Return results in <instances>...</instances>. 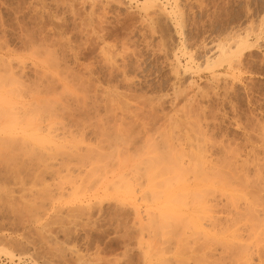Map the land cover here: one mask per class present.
<instances>
[{"label":"rangeland","instance_id":"374dc122","mask_svg":"<svg viewBox=\"0 0 264 264\" xmlns=\"http://www.w3.org/2000/svg\"><path fill=\"white\" fill-rule=\"evenodd\" d=\"M158 2L179 10L176 21L141 0H0V95L9 102L0 101V137L18 136L0 139V264H264V0ZM247 27L257 33L236 54L240 64L221 65L217 43ZM29 39L54 44L70 82L39 76ZM11 65L26 66L14 69L19 80ZM44 84L47 93L34 94ZM34 99L39 106L15 117ZM5 106L24 118L9 135ZM185 160L198 171L185 172ZM203 169L222 183L203 180ZM233 170L263 191L252 196L247 175ZM194 194L201 202L191 207Z\"/></svg>","mask_w":264,"mask_h":264},{"label":"bare ground","instance_id":"6f19581e","mask_svg":"<svg viewBox=\"0 0 264 264\" xmlns=\"http://www.w3.org/2000/svg\"><path fill=\"white\" fill-rule=\"evenodd\" d=\"M119 1H120V0H100L101 3H102V2H105V3H106V2H108V3L116 2L117 4H118ZM134 1H135V0H134ZM141 1H142L143 5L145 4V5L149 6V7L156 8V9L159 8V9H157V10H158V11L160 10V11H159L160 13H162V11H163V13L166 15V17H167L168 20H169V19H172V20H173L174 18H172V17H173V16H176V15L179 14V13H178L179 10H175V9H177V8H175V9H172V8H171L170 10H167L165 7H161V6H159L160 4H162V2H158L159 0H158V1H157V0H141ZM166 1H167V0H166ZM168 1H169V0H168ZM105 3H104V4H105ZM159 3H160V4H159ZM119 4L121 5V2H120ZM165 5H166V4H165ZM175 19H176V18H175ZM175 19H174V20H175ZM175 21H176V20H175ZM169 22H170V20H169ZM177 22H178V21H177ZM179 22H180V21H179ZM260 24H261V23H260ZM60 25H61V24H60ZM173 26H174V25H173ZM179 27H180V26H179ZM261 27H262V25H261ZM261 27H260V30H261V31H259L258 33H257L256 30H255L256 27H255V29L250 28V27H247L244 31H242V32L239 31L240 33L238 32L237 34L232 35L231 37H228L226 40L218 42L217 45H216L215 47H216V51L218 52V54H219V56H220L219 63L221 64L222 61L224 60V63H227V64H228L231 68H233V69H234L238 64H240V62H239L240 59H239V58H236V56H237L236 54H240V53H239V50H240L242 47H244V48H245V47H250V45H251V35H252L253 33H255L254 35H256V33H257V37H258V39L261 38V37L263 38V36H264V33L262 32V30H263L262 28H263V27H262V28H261ZM257 28H258V27H257ZM179 29H181V27H180ZM258 30H259V28H258ZM36 31H37V30H36ZM94 31H95V30H94ZM39 32H40V31H39ZM30 33H31V32H30ZM35 35H36V34H35ZM46 36H47V35H46ZM53 37H54V36H53ZM61 37H62V36H61ZM26 38H27V37H26ZM31 38H32V37H31ZM44 38H45V37H44ZM69 38H70V37H69ZM3 39H5V38H3ZM24 39H25V38H24ZM40 39H41V38H40ZM63 39H64V38H63ZM252 39H253V38H252ZM29 40H30V39H29ZM33 40H34V39H33ZM35 40H36V39H35ZM35 40H34V41H35ZM42 40H43V39H42ZM256 40H257V39H256ZM259 40H260V39H259ZM5 41H6V40H5ZM7 41H8V40H7ZM30 41H31V47H32V45H36V44L38 45V46H34V49L32 48V49H33L32 51L30 50V51L33 52V53H31V52H29V53L34 55L33 57H35L36 61H37V62L40 64V66L42 67V69H39V68H38V70H41V71L43 70V73L38 72V74L40 73L39 76L42 74L43 80H45V79L48 80V79H49V81H51V82H49V83H50L49 85L53 84V83H52V79H55V78H56V81L58 80L57 78H63V79H65V80H68V79H69V82H70V77H71V74H72V73H70V72H71L72 70H70V72H68V71H67L68 69H67V70L65 69V70L67 71V73H66L65 71L62 70V64H61L62 59H59L60 56L58 55V56H59V58H58L57 55L55 54L57 49H56L55 51H53V49H55V47H53V49H51L52 46H53L54 44L51 45V44L49 43L48 45L43 46V45L45 44V42L48 41V40H47V41L44 42L43 45H40V46H39V44L41 43V41H40L39 44L36 43V42H32V40H30ZM36 41H38V40H36ZM53 42H54V41H53ZM56 42H57V41H56ZM42 43H43V41H42ZM57 43H58V42H57ZM3 45H4V44H3ZM3 45H2V46H3ZM5 45H6V44H5ZM5 45H4V46H5ZM29 45H30V44H29ZM49 45L51 46V48L49 47ZM59 45H60V44H59ZM0 46H1V45H0ZM55 46H56V45H55ZM6 47H7V46H6ZM29 47H30V46H29ZM61 47H62V45H61ZM65 47H66V46H65ZM57 48H58V47H57ZM66 48H67V47H66ZM244 48H242V49H244ZM0 49H1V48H0ZM2 49H3V48H2ZM10 49H11V48H10ZM245 49H246V48H245ZM245 49H244V50H245ZM8 50H9V49H8ZM10 51H11V50H10ZM10 51H9V52H10ZM14 51H15V50H13V52H14ZM178 51H180V52H181L182 54H184V55L187 54V53H188V51H187V46H185V45L183 44L181 47H179V50H178ZM15 52H17V51H15ZM67 52H68V51H67ZM242 52H243V51H242ZM65 53H66V51H65ZM57 54H58V52H57ZM187 55H189V53H188ZM191 55H192V56H191ZM176 56H177V55H176ZM176 56H175V57H176ZM189 56H190V59H188V63H191V62L194 63V62H195V58L193 57V54L190 53ZM61 57H63V56L61 55ZM1 58H2V57H1ZM66 58H67V57H66ZM177 58H178V62H179L178 65H179V67H181L180 70H182V71H180L179 69H178V70L176 69L177 78H178L180 81H181V80H185V75H186V73H185V71H186L185 66L181 65V61L179 60V57H177ZM211 58H212V57H209V56L206 57V59H207L206 63H207L208 65H210L209 63H210V61H211ZM213 58H214V57H213ZM217 58H219V57H217ZM60 60H61V61H60ZM213 60H214V59H213ZM213 60H212V61H213ZM7 61H8V60H7ZM5 62H6V61H5ZM14 62H15V61H14ZM17 63H19V62H17ZM17 63H16V64H17ZM25 63H26V62H25ZM25 63H23V64H25ZM62 63H63V62H62ZM66 63H67V62H66ZM75 63H76V62H75ZM192 63H191V64H192ZM219 63H217V64H219ZM10 64H11V63H10ZM20 64H21V63H20ZM33 64H34V63H33ZM207 64H206V65H207ZM211 64H213V63H211ZM217 64H216V65H217ZM220 64H219V65H220ZM213 65L215 66V62H214ZM213 65H211V66H213ZM221 65H222V64H221ZM228 65H227V66H228ZM11 66H12L11 68L8 67V71L11 73V74H9V76L12 75V77H14L13 75H15L14 78H16V74H17V76L19 75L20 77H22L21 75H22L24 72L21 73L20 71H21V69H23V71H24L25 68H26V66L23 65V66H22L23 68H21V69L19 68V66H18V67L16 66V67L19 68V70H20V71H18V73H17V71H14V69H17V68H13L14 65H11ZM35 66H36V65H35ZM63 66H64V65H63ZM114 66H115V65H114ZM182 66H183V67H182ZM198 66H199V64H198ZM211 66H210V67H211ZM14 67H15V66H14ZM20 67H21V65H20ZM64 67H65V66H64ZM70 67H71V66H70ZM116 67H117V66H116ZM177 67H178V66H177ZM179 67H178V68H179ZM206 67L208 68V66H206ZM215 67H216V66H215ZM217 67H218V66H217ZM12 68H13V69H12ZM94 68H95V67H94ZM112 68L114 69V67H112ZM122 69H123V68H122ZM124 69H125V68H124ZM229 69H230V68H229ZM236 69H237V68H236ZM6 70H7V69H6ZM17 70H18V69H17ZM38 70H36V71H38ZM83 70H84V69H83ZM109 70H110V69H109ZM115 70H117V69H115ZM115 70H114V71H115ZM234 70H235V69H234ZM4 71H5V70H4ZM32 71H33V70H32ZM120 71H121V70H120ZM5 72H6V71H5ZM19 72L21 73V75L19 74ZM29 72H30V71H29ZM73 72H74V71H73ZM121 72H123V71H121ZM34 73L37 74L36 72H34ZM76 73H77V72H76ZM76 73H75V74H76ZM109 73H111V72H109ZM124 73H125V72H124ZM124 73H123V74H124ZM126 73H127V72H126ZM181 73H182V74H181ZM35 74H34V75H35ZM95 74H96V73H95ZM187 74H188V73H187ZM212 74H214V73H212ZM215 74H216V73H215ZM181 75H182V76H181ZM216 75H217V74H216ZM216 75H215V77H219V76H216ZM19 76L16 78V80H19V79H18V78H20ZM25 76H26V75H25ZM27 76H28V75H27ZM72 76H73V75H72ZM128 76H129V75H128ZM220 76H221V75H220ZM28 77H29V76H28ZM110 77H111V76H110ZM10 78H11V77H10ZM14 78H12V80H13ZM31 78H32V77H31ZM31 78H30V79H31ZM35 78H36V77H35ZM39 78H40V77H39ZM50 78H51V79H50ZM122 78H123V77H122ZM126 78H127V77H126ZM129 78H130V77H129ZM21 79H22V78H21ZM33 79H34V77H33ZM89 79H91V78H89ZM89 79H88V80H89ZM119 79H120V78H119ZM14 80H15V79H14ZM14 80H13V81H14ZM35 80H36V79H35ZM46 80H45V81H46ZM59 80H60V79H59ZM59 80H58V83H61L62 81L59 82ZM61 80H62V79H61ZM88 80H87V81H88ZM127 80H128V78H127ZM20 81H21V84H22V80H20ZM56 81L54 80V82H56ZM80 81H81V80H80ZM90 81H91V80H90ZM37 82H38V80H37ZM39 82H41V81H39ZM69 82H68V84H70ZM81 82H82V81H81ZM189 82H190V81H189ZM18 83H19V82H18ZM27 83H28V82H27ZM43 83H44V82H43ZM71 83H72V82H71ZM73 83H74V82H73ZM76 83H77V81H76ZM127 83H128V82H127ZM129 83H130V82H129ZM1 84H2V83H1ZM3 84H4V83H3ZM12 84H14V83L12 82ZM16 84H17V83H16ZM21 84H20V85H21ZM41 84H42V83H41ZM190 84H191V83H190ZM31 85H32V84H31ZM31 85H30V86H31ZM37 85H38V84H37ZM45 85H46V84H44V86L41 85L43 88L40 87V86H35L36 88H39V89H36V88H35V91H36V92L34 91V92H35L34 94H38V95L40 96L42 93H47V92H41V91H43ZM61 85H62V84H61ZM70 85H71V84H70ZM86 85H88V84H86ZM116 85H117V83H116ZM2 86H3V85H2ZM21 86H22V85H21ZM25 86H26V85H25ZM30 86H29V87H30ZM47 86H48V82H47ZM63 86H66V84L64 83ZM131 86H132V85H131ZM18 87H19V86H18ZM23 87H24V86H23ZM68 87H69V86H68ZM80 87H81V86H80ZM84 87H87V86H84ZM177 87H178V86H177ZM179 87H180V86H179ZM2 88H4V87H2ZM20 88H22V87H20ZM31 88H32V87H31ZM63 88L65 89L66 87H63ZM95 88H96V87H95ZM12 89H13V88H12ZM22 89H23V88H22ZM22 89H21V91H22ZM26 89H27V88H26ZM52 89L54 90V88H52ZM52 89H51V86L46 87V90H48V91H49V90H52ZM178 89H180V88H178ZM13 90H15V89H13ZM27 90H28V89H27ZM60 90H61V89H60ZM176 90H177V89H176ZM24 91H25V90H24ZM24 91H23V92H24ZM30 91H31V90H30ZM38 91H40L41 94H40V93H37ZM44 91H45V90H44ZM55 91H56V90H54V92H55ZM63 91H64V90H63ZM174 91H175V89H174ZM181 91H182V90H181ZM15 92H16V91H15ZM15 92H13L12 94L15 95ZM23 92H22V93H23ZM61 92H62V90H61ZM183 92H184V91H183ZM19 93H20V92H19ZM19 93H18V94H19ZM22 93H20V95H21ZM32 93H33V92H32ZM48 93H49V92H48ZM52 93H53V92H52ZM3 94H4V93H2V96H3ZM9 94H10V93H9ZM24 95H25V94H24ZM38 95H37V96H38ZM179 95H180V94H179ZM182 95H183V94H182ZM6 96H7V97H5V95H4V97H5V99H4V97L1 98V95H0V101H2V100H6V98L8 99V95H6ZM22 96H23V94H22ZM37 96L35 95V97H37ZM42 96H43V95H42ZM45 96H46V95H45ZM45 96H44V97H45ZM184 96H185V95H184ZM22 98H23V97H22ZM25 98H28V96H26ZM29 98H32V96L29 97ZM33 98H34V96H33ZM33 98H32V99H33ZM38 98H39V97H38ZM27 100H28V99H27ZM37 100H38V99H36V100L34 99V100L27 101L26 103H25V102L22 103V104H24V105H21L22 107L20 106L21 108L19 107V110H17V111L15 110L16 112H15L14 110H13L14 112H12V109H14L15 107H10V109H7L6 106H5V108H6L7 110H9V111L11 110L10 113H9L6 109H5V111L9 113V115L11 116V119L14 118V116L11 114V112H12L13 114L15 113V114H14L15 117L20 116V115H21V117H25V116H26L25 114H27V113H26V112H27V109L31 108V106H33V105L35 106V105L37 104V103H36ZM40 100H43V99L40 98V99H39V102H40ZM7 102H8V100H7L5 103H4V101H2L1 103L7 105ZM34 102H35L36 104H34ZM37 102H38V101H37ZM8 103H9V102H8ZM10 103H11V102H10ZM58 103H59V102H58ZM55 104H57V103L55 102ZM39 105H42L41 102L39 103ZM39 105H36V106H39ZM7 106H8V105H7ZM11 106H13V105H11ZM28 106H29V107H28ZM44 106H45V105H44ZM84 106H85V105H84ZM17 107H18V106H17ZM8 108H9V107H8ZM33 108H35V107H33ZM33 108H31V110H34ZM37 108H38V107H37ZM1 109H2V108H1ZM0 111H1V110H0ZM39 111H40V110H39ZM6 112H4V116H5V115H8V113L6 114ZM28 112H29V111H28ZM17 113H18V114H17ZM31 113H32V111H31ZM9 115H8V117H9ZM22 115H24V116H22ZM39 115H40V114H39ZM39 115H38V116H39ZM2 116H3V115H1V117H2ZM36 116H37V115H36ZM46 116H47V115H46ZM75 116H76V115H75ZM21 117L14 118L15 120H13V121H10V120L8 121V120H6L7 118L5 117V118H6V119H5L6 121H8L9 123H11V122H12V123H11V125L9 126V128L7 129L8 132L5 133V131H4V133L7 134V135L12 134V133H15V132H16V129H17L16 125H17V124L19 125V122L21 123L22 119H24V118L21 119ZM41 117H42V113H41ZM9 118H10V117H9ZM9 118H8V119H9ZM19 118H20L21 120H20L19 122H16V120H18ZM44 118H45V117H44ZM44 118H43V119H44ZM46 118H47V117H46ZM0 119H3V117L0 118ZM34 119H35V118H34ZM38 119H39V118H38ZM41 120H42V119H41ZM2 122H3V121H2ZM8 122H7V123H8ZM22 122H23V121H22ZM45 122H48V120H47V121L45 120ZM9 123H8V124H9ZM14 123H16V124H14ZM42 123H43V121H42ZM76 123H77V122H76ZM78 123H79V121H78ZM81 123H82V122H81ZM68 124H69V123H68ZM18 125H17V126H18ZM48 125H49V124H48ZM70 125H71V124H70ZM24 126H25V124H24ZM26 126H27V124H26ZM26 126H25V127H26ZM43 126H44V125H43ZM46 127H47V126H46ZM62 127H63V126H62ZM76 127H77V126H76ZM44 128H45V126L42 127V124L40 125V122H38V124H36V129H35L36 132H35V133H40V132H42V131L44 130ZM78 129H79V128H78ZM7 130H6V131H7ZM45 130H46V129H45ZM45 130H44V131H45ZM49 130H50V129H49ZM64 130H65V129H64ZM1 131H2V130H0V132H1ZM44 131H43V132H44ZM47 131H48V130H47ZM17 132H18V131H17ZM74 132H75V131H74ZM80 132H81V131H80ZM84 132H85V131H84ZM23 133H25L24 138H25L26 136H30V137L33 138L35 141H38V142H39V141L41 140V139H39V137H37V135H35V133H33V134H32V133H29V132H28V129H26V128H23ZM47 133H48V132H47ZM50 133H51V132H50ZM66 133H67V132H66ZM68 133H69V132H68ZM78 133H79V132H78ZM20 134H21V133H20ZM60 134H61V133H60ZM75 134H76V133H75ZM80 134H81V133H80ZM34 135H35V136H34ZM50 135H51V134H50ZM10 136H11L12 138H14L16 135H15V136H14V135H10ZM13 136H14V137H13ZM4 137H5V136H4ZM11 137H10V138H11ZM73 137H74V135H73ZM7 138H9V137H7ZM7 138H3L2 136L0 137V139H3V140H4V139L6 140ZM10 138H9V139H10ZM12 138H11V139H12ZM16 138H18V136H17ZM16 138H14V139H16ZM19 138H20V137H19ZM28 138H29V137H28ZM3 140H1V141L3 142ZM21 140H22V139H21ZM1 141H0V142H1ZM41 141H42V140H41ZM45 141H46V143H49V142H47V140H45ZM45 141L43 140V143H44ZM5 142H7V141H5ZM24 142H26V141L24 140ZM21 143H22V142H21ZM28 143H29V145H31L30 142H28ZM28 143H27V144H28ZM43 143H42V145H43ZM50 143H52V142H50ZM25 144H26V143H24V146H25ZM39 144H41V143H39ZM167 144H168V143H167ZM169 145H170V144H169ZM21 146H22V145H21ZM31 146H32V145H31ZM34 146H35V145H34ZM34 146H32V147H34ZM0 147H2V146H0ZM3 147H4V146H3ZM8 147H9V146H8ZM26 147H27V146H26ZM26 147H25V148H26ZM44 147H45V146H44ZM49 147H50V146H49ZM49 147H48V148H49ZM60 147H62V146H60ZM166 147H168V146H166ZM200 147H201V146H200ZM202 147H203V146H202ZM10 148H11V147H9V150H10ZM34 148H35V147H34ZM34 148H33V150H34ZM203 148H204V147H203ZM22 149H23V148H22ZM22 149H21V150H22ZM36 149H37V148H36ZM45 149H46V147H45ZM67 149H68V147H67ZM168 149H169V148H168ZM9 150H7V151H9ZM12 150L14 151V149H12ZM15 150H16V149H15ZM24 150H25V149H24ZM37 150H38V149H37ZM62 150H64V149H62ZM65 150H66V148H65ZM65 150H64V151H65ZM5 151H6V149H5ZM22 151H23V150H22ZM26 151H27V150H26ZM41 151H42V150H41ZM64 151H63V152H64ZM66 151H67V153H68V151H70V153H71L72 150H66ZM199 151H200V150H199ZM16 152L18 153V151H16ZM31 152H32V149H31ZM203 152H204V151H203ZM10 153H11V152H10ZM19 153H20V152H19ZM45 153H47V152H45ZM64 153H66V152H64ZM197 153H199V152H197ZM42 154H43V152H42ZM61 154H62V153H61ZM13 155H14V154H13ZM237 155L240 156L238 153H237ZM237 155H235V156H237ZM248 155H249V154H248ZM66 156H67V155H66ZM69 156H70V155H69ZM188 156H189V155H188ZM185 157H186V156H185ZM62 158H63V157H62ZM64 158H65V157H64ZM192 158H193V157H192ZM196 158H197V157H196ZM246 158H247V157H246ZM248 158H249V157H248ZM248 158H247V159H248ZM187 159H188V157H187ZM240 159H241V158H240ZM188 160H189V159H188ZM193 160H194V159H193ZM183 161H184V159H183ZM196 161H197V160H196ZM196 161H194V162H196ZM199 161H200V160H199ZM201 161H203V160H201ZM246 161H247V160H246ZM253 161L256 162L255 160H253ZM188 162H189V165H186ZM188 162H187V160H185V172H186L188 169H191V167H192L191 171L194 170V169H193V166H192L193 163L191 164V163H190L191 161H188ZM192 162H193V161H192ZM248 162H249V161H248ZM196 163H197V162H196ZM242 163H243V162H242ZM244 163H245V161H244ZM249 163H250V162H249ZM252 163H253V162H252ZM181 164L184 166L183 163H181ZM181 164H180V165H181ZM237 164H238V162L236 161V164H235V165H237ZM239 164H240V163H239ZM239 164H238V165H239ZM193 165H195V164H193ZM233 165H234V164H233ZM238 165H237V167H238ZM249 165H250V164H249ZM249 165H247V167H248ZM183 166H182V167H183ZM190 166H191V167H190ZM195 166H196V165H195ZM205 166H206V165H205ZM209 166H210V165H209ZM211 166H212V165H211ZM240 166H241V165H240ZM179 167H181V166H179ZM182 167H181V168H182ZM196 167H197V166H196ZM202 167H203V163H202ZM202 167H201V168H202ZM207 167H208V166H207ZM241 167H242V166H241ZM263 167H264V166H263ZM199 168H200V167H199ZM208 168H209V167H208ZM218 168H219V167H218ZM242 168H243V167H242ZM259 168H260V167H259ZM175 169H176V168H175ZM215 169H217V167H216ZM235 169H237V168H235ZM243 169H245V168H243ZM176 170H177V169H176ZM195 170L198 171L196 168H195ZM195 170H194V171H195ZM200 170H201V169H200ZM200 170H199V171H200ZM205 170L207 171V169H205ZM239 170H240V169H239ZM239 170H238L237 172H239ZM241 170H242V169H241ZM246 170H247V169H246ZM259 170H260V169H259ZM152 171H153V170H152ZM203 171H204V169L202 170V172H200L201 174L199 173V176L203 177V180H204V178H206L207 180H205V181L207 182L208 179H214V178H212V176H211V178H209L210 176H207V175H209V174H208V173H205L206 171H204V173H203ZM209 171H210V169H209ZM234 171H236V170H233V171H232L235 175L232 174V172H231V174L234 175L235 177H237V176H238V177L241 176V177H242V180L245 179L243 175H247V176H248V177L246 176L245 181H246L247 178H248V181L250 182L249 184H251V185L247 184V183H248L247 181H246V183H244V182H243L244 180L242 181V182H243V185H244V184H247L248 186L251 187L252 185L255 186L256 183L259 182V181L257 182V180H256V183H255V185H254V182H253V181H255V180H253L252 182H251V179L249 180V178H251V177L249 176V174H250L249 171H247L249 174H243V175H241V174L239 175V174H238L237 176H236V172H234ZM177 172H178V171H177ZM207 172H208V171H207ZM210 172H211V171H210ZM240 172H242V171H240ZM247 172H246V173H247ZM259 173H260V172H259ZM261 173H262V172H261ZM261 173H260V174H261ZM213 174H215V173H213ZM216 174H217V172H216ZM260 174H258V176H259ZM153 175H154V173H153ZM206 176H207V177H206ZM260 176H261V175H260ZM262 176H263V175H262ZM213 177H214V176H213ZM241 177H239V179H240ZM215 178H216V177H215ZM223 178H224V177H223ZM223 178H222V180L224 181V179H226V178H224V179H223ZM232 178H233V177H232ZM218 179H219V178H218ZM218 179H214V180H216L215 182L218 181V182H221V183H222V181H220V179H219V180H218ZM236 179H238V178H236ZM210 181H211V180H210ZM239 181H240V180H239ZM239 181H237V182H238V183H237L236 180H235V182H236L238 185L241 183V182L239 183ZM215 182H214V183H215ZM218 182H217V183H218ZM200 183H201V182H200ZM223 183H224V182H223ZM252 183H253V184H252ZM259 183H261V182H259ZM262 183H263V182H262ZM237 184L234 185V186H237ZM241 185H242V184H241ZM260 185H261V184H260ZM260 185H258L259 188L256 189V188H255L256 186H255L254 188H255L256 190H258V189L260 190V189H262L263 186H264V185H263V186L260 187ZM239 186H240V185H239ZM253 186H252V187H253ZM169 187H170V186H169ZM197 187H198V186H197ZM200 187H201V186H200ZM245 187H246V185H245ZM252 187H251V190L253 191ZM237 188H238V186H237ZM240 188H241V187H240ZM240 188H238V189H240ZM198 189H200V188H198ZM246 189L248 190V187H246ZM255 189H254V191H253V195H252V193L249 192V190H248V191L246 190L247 193H246V191H245L246 195H245V193L243 194V196H244V195L246 196V198L244 197V199H245L244 201L247 202L248 200L251 199V196H250V199L247 200V197H249L248 194H249V195H252V196H254V197H255V195H258V194H255V195H254V193H257V192L259 191V190L256 191ZM193 190H194V187H192V186H190V185H188V184H185V192H187V195H188V194H190V195L193 194V192H194ZM202 190H203V189H202ZM241 190H242V189H241ZM251 190H250V191H251ZM263 190H264V189H263ZM263 190H260L258 193H261V191H263ZM200 191H201V190H200ZM255 191H256V192H255ZM248 192H249V193H248ZM204 193H205V192H204ZM263 194H264V193H263ZM208 195H209V194H208ZM208 195H207V196H208ZM260 195H261V194H260ZM192 196H193V195H192ZM195 196H196V195L194 194L193 198H191V203H190V201H188L189 204L191 205V207L194 206L195 202H196V204H197V202H198V203L201 202V200H200L199 198L197 199ZM210 196H211V194H210ZM211 197H212V196H211ZM254 197H252V198H254ZM257 197H258V196H257ZM212 198H213V197H212ZM259 198H260V196H259ZM171 199H172V198H171ZM196 199H197V200H196ZM210 199H211V198H210ZM210 199H209V201H210ZM218 199H219V198H218ZM257 199H258V198H257ZM220 200H221V199H220ZM235 200H236V199H235ZM252 200H253V199H252ZM236 201H238V199H237ZM236 201H235V203H236ZM239 201H241V200H239ZM188 202H187V204H188ZM207 202H208V201H207ZM248 202H249V205H250L252 201L250 200V201H248ZM262 202H263V201H262ZM210 203H211V201H210ZM238 203H239V202H238ZM241 203H242V202H241ZM239 204H240V203H239ZM185 205H186V204H185ZM190 205H189V206H190ZM197 205H198V204H197ZM210 205H212V204H210ZM236 205H237V206H236V210H239V211L242 210V208L239 209V207H240L241 205L238 206L237 203H236ZM245 205H247V204H245ZM245 205H244V207L246 208ZM262 205H263V204H262ZM199 206H200V205H199ZM216 206H217V204H216ZM216 206H215V207H216ZM242 206H243V205H242ZM242 206H241V207H242ZM248 207H249V206H247V209H248V210H245V211H248L249 214H252V212L250 211V209H249ZM255 207H256V206H255ZM167 208H169V207H166V210H169V209H170V208H169V209H167ZM199 208H200V207H199ZM210 208H211V207H210ZM210 208H209V209H210ZM237 208H238V209H237ZM250 208H251V206H250ZM171 209H172V208H171ZM192 209H193V208H192ZM197 209H198V208H197ZM243 209H244V208H243ZM198 210H199V209H198ZM170 211H171V210H170ZM193 211H195V210H193ZM234 211H235V210H234ZM234 211H233V212H234ZM242 211H243V210H242ZM242 211H240V212H241V213H244V212H245V211H244V212H242ZM164 212H165V211H164ZM196 212H197V211H196ZM236 212H237V211H236ZM240 212H239V213H240ZM250 212H251V213H250ZM261 212H262V211H261ZM165 213H166V214H169L168 212H165ZM194 213H195V212H194ZM230 213H231V211H230ZM234 213H235V212H234ZM246 213H247V212H246ZM254 213H255V212H254ZM249 214H248V215H249ZM257 214H258V213H257ZM185 215H186V213H185ZM196 215H197V214H196ZM237 215H238V213H237ZM248 215H247V216H248ZM263 215H264V214H263ZM198 216H199V214H198ZM200 216H202V214H200ZM249 216H250V215H249ZM253 216H255V215H253ZM257 216H259V215H257ZM188 217H189V216H188ZM188 217H187V218H188ZM189 218H190L191 220H190V222H189V221H187V222L190 223V224H192V225H190V226H194V227L196 226V227H197V223H196V222L193 223V222L195 221V219L193 220V218H194V217H193V214H190V217H189ZM189 218H188V219H189ZM200 218H201V217H200ZM235 219H236L237 224H239V223H240V222H239V221H240L239 219H241L240 214H239V218L236 217ZM237 219H238V220H237ZM257 219H259V217H258ZM191 221H192V222H191ZM185 222H186V221H185ZM238 222H239V223H238ZM188 223H186V224H188ZM219 223H220V222H219ZM186 224H185V225H186ZM195 224H196V225H195ZM212 224H213V223H212ZM233 225H234V224H233ZM220 226H221V225H220ZM240 226H241V225H240ZM185 227H186V229H188L189 224H188V226L186 225ZM201 227H202V226H201ZM238 227H239V226H238ZM190 228H191V227H190ZM197 228L199 229V227H197ZM251 228H252V227H251ZM253 228H254V227H253ZM194 229H195V228H194ZM238 230H239V229H238ZM247 230H248V229H247ZM190 231H191V230H190ZM192 231H193V230H192ZM192 231H191V232H192ZM247 232H248V231H247ZM253 232H254V231H253ZM253 232H252V233H253ZM248 233H249V232H248ZM185 234H186V233H185ZM250 234H251V232H250ZM195 252H196V251H195ZM5 253H6V252H5ZM9 256H10V257H14V256H12V254H10ZM18 263H19V262H18Z\"/></svg>","mask_w":264,"mask_h":264}]
</instances>
